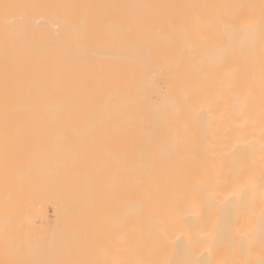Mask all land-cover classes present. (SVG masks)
Listing matches in <instances>:
<instances>
[{
	"label": "bare ground",
	"instance_id": "bare-ground-1",
	"mask_svg": "<svg viewBox=\"0 0 264 264\" xmlns=\"http://www.w3.org/2000/svg\"><path fill=\"white\" fill-rule=\"evenodd\" d=\"M0 264H264V0H0Z\"/></svg>",
	"mask_w": 264,
	"mask_h": 264
}]
</instances>
